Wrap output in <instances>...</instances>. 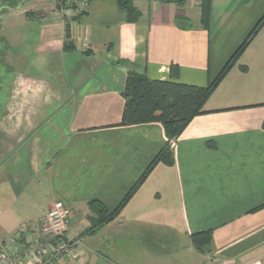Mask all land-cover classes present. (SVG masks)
Wrapping results in <instances>:
<instances>
[{
	"label": "crops",
	"instance_id": "crops-1",
	"mask_svg": "<svg viewBox=\"0 0 264 264\" xmlns=\"http://www.w3.org/2000/svg\"><path fill=\"white\" fill-rule=\"evenodd\" d=\"M31 1L0 12L25 8L2 29L0 242L31 240L62 202L75 240L62 264H264V0H212L208 29L202 0H133L137 23L117 0H80L66 19L54 0L37 12ZM262 19L176 139L174 164L158 163L113 221L87 233L89 202L117 207L168 141L160 122L121 124L129 71L207 86ZM210 229L198 250L192 234Z\"/></svg>",
	"mask_w": 264,
	"mask_h": 264
},
{
	"label": "trees",
	"instance_id": "trees-1",
	"mask_svg": "<svg viewBox=\"0 0 264 264\" xmlns=\"http://www.w3.org/2000/svg\"><path fill=\"white\" fill-rule=\"evenodd\" d=\"M159 1L163 3H175L181 8L184 7L186 3V0ZM117 3L118 6L126 12L127 21L129 23H137L140 20L142 13L137 7H135L133 0H117ZM211 3L212 0L201 1V21L202 25L207 29L210 24ZM263 19L257 23L237 51L232 55L219 76L207 86L186 84L173 80H153L135 70L129 71L123 92L126 102L121 124L135 125L154 121L160 122L165 129L168 141L155 155L144 173L129 189L117 207L111 210L105 203L98 199H93L89 202L91 214L88 215L90 227L88 228L87 233H94L97 229L113 221L158 163H164L167 165L174 164V145L176 139L190 121L204 111V105L218 85V81L222 78L225 71L236 62L243 49L256 35L261 27ZM177 22L181 27H185L188 19L183 15H178ZM65 48H74L71 41L70 24H67L66 26ZM171 71L172 76L177 77L178 66L172 64ZM263 206L264 204L258 208ZM212 233L213 231L210 229L192 234L193 243L198 250H207L212 242ZM71 241L75 242V240Z\"/></svg>",
	"mask_w": 264,
	"mask_h": 264
},
{
	"label": "rangeland",
	"instance_id": "rangeland-1",
	"mask_svg": "<svg viewBox=\"0 0 264 264\" xmlns=\"http://www.w3.org/2000/svg\"><path fill=\"white\" fill-rule=\"evenodd\" d=\"M15 0H0V12L2 11L1 9L5 7L4 5H9L10 3H13ZM17 1V0H16ZM49 1L51 0H32L31 5H26L29 9L27 11H33L37 12L40 8L42 7H49L50 3ZM55 4L58 8V12L60 15L66 19L67 15L69 14V11L71 12L70 9L76 8L79 6H83V2L80 0H73L68 4H62L61 6L65 8L66 11L61 10V6L58 4V0H54ZM25 9L24 7H21L20 10L18 11V14L22 12V10ZM68 10V11H67ZM18 14L14 17H8L7 15H2L3 17H0V22H1V29H0V60L7 61V58L10 54V46L9 43L6 42L10 37L8 36V32L2 31L4 26H7L10 22H18L19 17ZM23 22V21H22ZM6 42V43H5ZM9 70V69H7ZM66 240H69L67 237ZM9 241V242H8ZM46 239L43 237L42 234L36 233L35 237H32L31 240H20V238L16 239H11V240H6L3 242H0V249H8V252L10 253H5V257L1 256L0 254V264L2 260H7V262H11V264H62L63 261L68 260L66 257L64 259H59L60 256L56 257L53 255H45L43 256V253L36 251V254L34 255H28L26 254V250L29 249L31 246L32 247H40L41 245H45ZM15 245L17 248L15 251L10 250V246ZM174 247V246H173ZM172 247V249H173ZM170 247L167 248V252L171 253L172 250ZM5 262V261H4Z\"/></svg>",
	"mask_w": 264,
	"mask_h": 264
},
{
	"label": "built area",
	"instance_id": "built-area-1",
	"mask_svg": "<svg viewBox=\"0 0 264 264\" xmlns=\"http://www.w3.org/2000/svg\"><path fill=\"white\" fill-rule=\"evenodd\" d=\"M71 1L73 2V0H58V4L61 6L62 4H68ZM61 10L66 11L62 6ZM70 10L72 12L74 8ZM71 12L69 11V14L67 16L71 15ZM68 225L69 218L64 203H55L54 206L49 209L47 215L45 216V220L40 231V234H42L46 239V241L44 242L45 245L43 244L39 248L31 246L26 250V254L34 255L36 254V251H39L43 253V256H60L58 260L73 256L75 254V242H72L70 239L66 240ZM5 253L10 252H8V249H0L1 256L5 257ZM7 260H2L1 264H11V262L9 263L7 262Z\"/></svg>",
	"mask_w": 264,
	"mask_h": 264
}]
</instances>
